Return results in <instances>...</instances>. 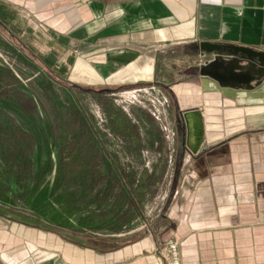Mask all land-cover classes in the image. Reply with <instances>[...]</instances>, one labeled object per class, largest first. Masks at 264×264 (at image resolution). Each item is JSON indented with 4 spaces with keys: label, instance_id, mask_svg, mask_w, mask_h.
<instances>
[{
    "label": "crops",
    "instance_id": "0c3cea01",
    "mask_svg": "<svg viewBox=\"0 0 264 264\" xmlns=\"http://www.w3.org/2000/svg\"><path fill=\"white\" fill-rule=\"evenodd\" d=\"M0 27L74 85L165 86L186 139L183 114L197 111L201 123L200 146L186 143L151 230L104 246L11 223L0 227V264H165L159 248L169 239L181 264H264V80L221 86L199 75L195 50L220 42L264 51V0H0ZM184 48L192 63L174 66Z\"/></svg>",
    "mask_w": 264,
    "mask_h": 264
},
{
    "label": "rangeland",
    "instance_id": "374dc122",
    "mask_svg": "<svg viewBox=\"0 0 264 264\" xmlns=\"http://www.w3.org/2000/svg\"><path fill=\"white\" fill-rule=\"evenodd\" d=\"M188 49L174 66L192 63ZM73 79L0 27V227L112 246L160 220L188 155L186 129L159 83Z\"/></svg>",
    "mask_w": 264,
    "mask_h": 264
},
{
    "label": "water",
    "instance_id": "95a60500",
    "mask_svg": "<svg viewBox=\"0 0 264 264\" xmlns=\"http://www.w3.org/2000/svg\"><path fill=\"white\" fill-rule=\"evenodd\" d=\"M195 50L203 60L198 66L199 75L221 86L250 89L264 80V51L220 42H199ZM198 116L197 111L183 114L187 127L186 143L193 153L201 143Z\"/></svg>",
    "mask_w": 264,
    "mask_h": 264
},
{
    "label": "built area",
    "instance_id": "2783aa9c",
    "mask_svg": "<svg viewBox=\"0 0 264 264\" xmlns=\"http://www.w3.org/2000/svg\"><path fill=\"white\" fill-rule=\"evenodd\" d=\"M201 62L202 61L198 62L197 66H199ZM159 252L165 264H181L178 240L169 239L159 248Z\"/></svg>",
    "mask_w": 264,
    "mask_h": 264
},
{
    "label": "trees",
    "instance_id": "16d2710c",
    "mask_svg": "<svg viewBox=\"0 0 264 264\" xmlns=\"http://www.w3.org/2000/svg\"><path fill=\"white\" fill-rule=\"evenodd\" d=\"M53 75V74H52Z\"/></svg>",
    "mask_w": 264,
    "mask_h": 264
}]
</instances>
